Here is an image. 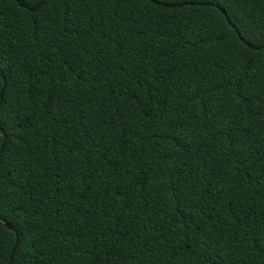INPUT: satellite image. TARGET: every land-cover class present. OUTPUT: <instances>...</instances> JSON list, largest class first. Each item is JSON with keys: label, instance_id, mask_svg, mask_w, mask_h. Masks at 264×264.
<instances>
[{"label": "trees", "instance_id": "trees-1", "mask_svg": "<svg viewBox=\"0 0 264 264\" xmlns=\"http://www.w3.org/2000/svg\"><path fill=\"white\" fill-rule=\"evenodd\" d=\"M156 1L0 0V264H264V0Z\"/></svg>", "mask_w": 264, "mask_h": 264}, {"label": "water", "instance_id": "water-1", "mask_svg": "<svg viewBox=\"0 0 264 264\" xmlns=\"http://www.w3.org/2000/svg\"><path fill=\"white\" fill-rule=\"evenodd\" d=\"M152 1L157 2L156 0H152ZM190 3H192V2H190ZM183 4H184V3H181V4H166V5L176 6V5H183ZM36 7H37V6H34L31 10L36 9ZM222 11H223V10H222ZM223 12H224V11H223ZM231 25L234 26L232 23H231ZM235 29H236V32L238 33V35L241 37L240 32L238 31V29H237V28H235ZM249 45L252 46L251 44H249ZM252 47H254V46H252ZM262 47H264V44H262V45H260V46H258V47H256V48H262ZM2 96H3V91H2V93H1V97H2ZM5 224H7L8 227L13 228L12 224H10V223H5ZM16 235H17L16 242H15V245H14V247H13V249H12L11 254H10V258H9V262H8V264H11V261H12V258H13V253H14V251L16 250V248H17V246H18V243H19L18 234L16 233Z\"/></svg>", "mask_w": 264, "mask_h": 264}]
</instances>
